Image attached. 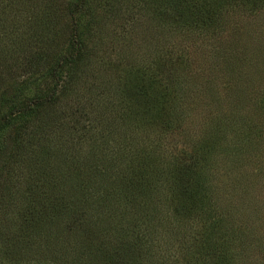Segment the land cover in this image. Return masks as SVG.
Wrapping results in <instances>:
<instances>
[{
  "label": "rangeland",
  "instance_id": "obj_1",
  "mask_svg": "<svg viewBox=\"0 0 264 264\" xmlns=\"http://www.w3.org/2000/svg\"><path fill=\"white\" fill-rule=\"evenodd\" d=\"M162 1L0 0V108L7 112L40 92H56L24 116L26 133L35 135L21 140L17 158L6 154L20 120L6 131L0 192L19 208L8 211L10 204L2 203L4 242L31 243L21 239V215L47 220L51 228L31 243L33 253L15 257L9 249V261L55 260L59 250L76 264L115 260L111 249L122 251L121 234L114 237L113 230L88 240L75 230L77 219L59 212L62 222H52L46 206L25 211L21 198L34 180L44 179L36 176L41 166L45 177L53 173L65 185L68 172L59 167L94 165V203H80L98 202L103 208L97 216L127 226L138 248L136 264H264V0H216L212 15L207 7L190 9L193 23ZM61 53L78 56L60 65L57 77H47ZM158 81L175 89L170 107L156 113L145 104L160 93ZM151 149L161 164L179 156L190 163L197 154L199 161L190 164L211 176L209 217L195 206H180L164 184L140 174L139 162ZM102 178L126 181L129 202L122 216L111 209L104 214L112 193ZM94 219L91 230L99 228ZM86 220L81 225L91 231ZM213 227L228 237L234 255L204 244ZM115 261L121 264V258Z\"/></svg>",
  "mask_w": 264,
  "mask_h": 264
},
{
  "label": "trees",
  "instance_id": "obj_2",
  "mask_svg": "<svg viewBox=\"0 0 264 264\" xmlns=\"http://www.w3.org/2000/svg\"><path fill=\"white\" fill-rule=\"evenodd\" d=\"M194 1V0H193ZM216 0H198L194 6V3L192 0H163V6L164 8L170 9V11H175L179 14L180 18L182 20H188L191 19L192 21V15L188 14L190 12V9L193 8L201 9L202 7H207L206 10L210 12L212 15L215 13L216 8L215 6L212 7ZM224 2H228V0H222ZM230 1V0H229ZM225 7V6H224ZM223 8V7H221ZM78 54L76 55H66V54H59V56L56 58V61L54 62V65L52 68L49 69L47 72V77L50 74L53 75L54 78L58 76L56 74L57 68L60 65L63 64H71L74 63ZM130 74V73H129ZM42 77V74L39 76ZM46 78V76H43ZM155 81V79H153ZM150 83H152V79H148ZM160 86H158V89L160 90V93L157 94V98L152 101L149 100L148 102H144V104L147 105H153L152 107L147 106L149 109H152L154 112L158 113L160 110L165 111L167 107H170V95H172V89H175V85L172 84V89H167L166 85H163L161 81H158ZM140 86V85H139ZM150 86V84L148 85ZM142 87V86H141ZM147 88V87H146ZM143 93L147 96L148 94L143 91ZM56 95L55 88H52L48 90V93L43 91L40 92V94L34 98H29L25 103L19 102L18 106H12L7 112L0 108V153L3 149V143L4 139L6 137H9V134H7V129L10 130L12 125L15 122H18L20 120V123L18 124L17 128H14L13 133V139L11 138V145L13 144V148H11L8 153L6 154V157H12V155H16V158L19 156L18 147L22 144L21 140L23 141H31L33 136L35 135V130H31L30 133H26L27 127L24 121H26L28 118L24 117L26 115H32L36 111V106L39 105L43 100L51 101ZM148 103V104H147ZM145 107V108H147ZM162 111V112H163ZM15 117V118H14ZM30 137V138H29ZM216 137V136H215ZM30 139V140H29ZM215 141V140H213ZM204 144V143H203ZM19 145V146H18ZM158 150H149L148 153L144 154V158L139 162L140 167H138L140 174L146 173L150 176V178L153 182L155 181L156 184L158 182V185L164 184L167 189L172 192V194L177 198L178 203H180V206H195L197 209L201 210L202 214L205 217H209V213L205 210L206 206L210 203L209 197L213 195V190L210 184V175L207 173L205 169L202 168V166H198L197 168L194 167L195 164H190V160L197 161V154L195 156H188V160L190 163H185V156L183 157H177L174 160H170L167 164H161L159 162V156H154L157 154ZM210 154V153H209ZM208 154V155H209ZM18 155V156H17ZM185 157V158H184ZM151 158L153 159L151 163ZM201 159V157H200ZM150 160V161H149ZM158 161V162H157ZM199 161V160H198ZM206 163V162H204ZM79 166V165H78ZM78 166L68 167L66 170H63L62 167L59 169L58 172L65 171L68 172V181L65 182V185L67 184L68 187H65L64 184H61L62 179L59 177L58 179L54 180V177L52 174L45 177V165L41 166L36 169L37 173L36 176H43L44 179L40 180H34V183L32 184V187L28 188L22 195V199L26 200L25 203L28 204V207L25 205V211L28 209H31L30 211L35 213L33 209H37L38 211L41 210L40 207L46 206V209H49L50 217L48 220H51L52 222L61 221L62 222V215L59 212L63 213L65 216L72 219H77V224L75 226V230H82L85 234L86 238L89 240L94 239L95 235L97 233H103L101 235L110 234L113 230L117 233L116 235H113L114 237H117V235L120 237L121 240V249L122 251H116V249L112 250V257L121 258V264H136L137 258H136V251H134V247H136V241H133L131 239L130 234L126 231V228H123V225H121V221H112L110 220V216L105 217L103 219L102 216H97L96 214L99 213V209H102L101 204L97 202V206L94 207L89 204H81L80 201H89L91 202L94 198V196L97 193L91 194V190L93 188V185L96 183L97 177H94V174H97V169H99V166H92V168L85 166L86 169L78 168ZM121 180V179H119ZM118 180V181H119ZM105 180L102 178L99 182L102 183ZM117 181V182H118ZM108 182V181H105ZM116 182V181H115ZM115 182H108L106 185L111 186L108 187L110 192L112 193V198L108 201L106 208L104 210L110 211L114 210L118 213L124 214L122 211L126 208L127 200L129 202V194L126 192L124 188V183L126 181L122 180L121 183L115 184ZM157 185V186H158ZM65 187V189H64ZM4 187H2L3 189ZM107 190V189H106ZM7 192V191H5ZM212 192V193H211ZM59 198H57V197ZM65 197V198H64ZM11 196L9 194H5L2 190L0 192V209L3 207L2 203L10 204V207H8V211L13 209H18V205L13 204V202H10ZM45 198V200L48 198V202L46 203L40 199ZM57 198V199H56ZM21 199V200H22ZM58 199L62 202L59 203ZM92 204L94 202H91ZM66 204L68 205L66 208ZM99 205V206H98ZM7 210H5L2 213L4 215H7ZM62 210L64 212H62ZM176 210H179V208H176ZM103 212V211H102ZM19 214L18 211L16 212H10L9 214ZM22 212H20L21 214ZM26 213V212H25ZM102 215V213H101ZM122 216V215H121ZM22 217V224L20 226L22 233L21 239L27 237L28 240L31 239L32 245L37 244L36 238L38 236H42L44 232H49L51 228H48L50 225L46 224L45 222L47 220L44 219H37V218H31V217ZM88 218V220H86ZM94 219V223H99V228L93 227L91 230L92 224ZM97 218V220H96ZM103 219V221H102ZM84 220L87 221V226L89 227V230H84V225L82 222ZM91 220V221H90ZM101 221V223H100ZM48 223V222H47ZM101 224V225H100ZM107 224V225H105ZM110 225V226H109ZM48 226V227H47ZM56 227V226H55ZM121 227V228H119ZM1 229V227H0ZM74 229V226H71L68 230V233L71 232ZM212 231L206 232V234L203 236L204 238V244L209 248L213 249L214 251L219 250L220 252H223L227 250L230 256L234 255V250H230L227 246V238H224V234L222 232L218 233L215 228H211ZM42 234V235H41ZM8 238V237H7ZM6 238V239H7ZM4 232L0 231V264H76L75 262H68L67 258L62 256H65L67 254L61 253L62 250L58 251L56 253L55 260H32V262L26 260H8V256L10 254L9 249L13 251L14 256L18 254V256L21 254V252H31L32 245L31 243L27 242V244H14L11 246H8L5 240ZM20 239V240H21ZM35 239V240H32ZM55 240V239H54ZM24 241V240H22ZM33 241V242H32ZM26 243V242H25ZM222 243V244H221ZM30 244V245H29ZM20 246V247H19ZM58 246V245H56ZM10 247V248H9ZM228 248V249H227ZM226 249V250H225ZM15 250V251H14ZM222 253V255H223ZM135 254V259H134ZM66 257V256H65ZM113 261L110 264H117V261ZM197 260V258H196ZM199 262L202 263V260L198 258ZM206 264H208L205 260L203 261Z\"/></svg>",
  "mask_w": 264,
  "mask_h": 264
}]
</instances>
